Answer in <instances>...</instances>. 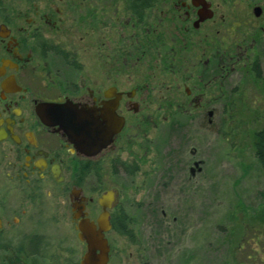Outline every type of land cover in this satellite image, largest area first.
<instances>
[{
    "label": "flooded vegetation",
    "instance_id": "flooded-vegetation-1",
    "mask_svg": "<svg viewBox=\"0 0 264 264\" xmlns=\"http://www.w3.org/2000/svg\"><path fill=\"white\" fill-rule=\"evenodd\" d=\"M146 59L172 93L154 110L149 82L129 86ZM263 61L264 0H0V194L16 201L0 195V264H81L73 190L92 220L99 197L115 191L111 260L121 207L116 188L93 195L103 164L138 172L146 116L164 106L214 128L228 110L227 80L240 70L263 80ZM193 163L191 175L202 170ZM44 196L69 197L70 219L60 207L50 215Z\"/></svg>",
    "mask_w": 264,
    "mask_h": 264
},
{
    "label": "rangeland",
    "instance_id": "rangeland-1",
    "mask_svg": "<svg viewBox=\"0 0 264 264\" xmlns=\"http://www.w3.org/2000/svg\"><path fill=\"white\" fill-rule=\"evenodd\" d=\"M158 69L148 59L130 68V88L139 78L149 82L147 103L153 110L161 98L167 104L172 99L170 82L160 81L164 77ZM262 71L264 77V61ZM227 81L232 82L226 90L228 110L215 116L219 125L224 119L220 129L218 124L203 129L164 106L162 114L146 116L140 170L113 175L105 163L97 182H91L95 199L116 188L118 203L130 217L132 238L109 235L111 264H264V252L254 250L256 227L264 233V168L254 146L255 132L264 127V79L240 70ZM238 84L240 90L233 91ZM176 121L189 126L176 133ZM194 160L202 161V170L191 175ZM0 195L16 202L13 194ZM43 198L50 215L60 207L61 218L70 219L69 197L64 203ZM101 211L95 205L92 217Z\"/></svg>",
    "mask_w": 264,
    "mask_h": 264
},
{
    "label": "water",
    "instance_id": "water-1",
    "mask_svg": "<svg viewBox=\"0 0 264 264\" xmlns=\"http://www.w3.org/2000/svg\"><path fill=\"white\" fill-rule=\"evenodd\" d=\"M117 121L116 116H114V129L117 127ZM65 123L67 124L66 121ZM119 124V128H121L123 119ZM198 164V162H195V165ZM73 198H76L73 209L77 210L75 218L79 219V236L87 244V250L83 255L81 264H110L111 246L106 237V232L112 228L109 208L112 207L116 200L115 191L108 190L99 197L98 202L102 206L103 211L96 220L86 216L85 204L80 202L86 200L85 196L79 197V191L73 190Z\"/></svg>",
    "mask_w": 264,
    "mask_h": 264
},
{
    "label": "trees",
    "instance_id": "trees-1",
    "mask_svg": "<svg viewBox=\"0 0 264 264\" xmlns=\"http://www.w3.org/2000/svg\"><path fill=\"white\" fill-rule=\"evenodd\" d=\"M255 155L260 163V166L264 168V127L255 132ZM117 217L114 219V228L115 230L127 237H133V231L130 227V217L127 215L122 209L118 210ZM254 237L257 239V248H255V254L264 252V233L256 227V231H254ZM256 241V242H257ZM262 248V249H261Z\"/></svg>",
    "mask_w": 264,
    "mask_h": 264
}]
</instances>
